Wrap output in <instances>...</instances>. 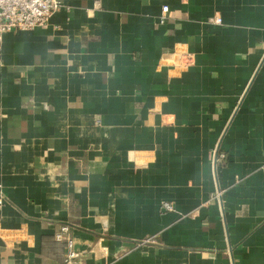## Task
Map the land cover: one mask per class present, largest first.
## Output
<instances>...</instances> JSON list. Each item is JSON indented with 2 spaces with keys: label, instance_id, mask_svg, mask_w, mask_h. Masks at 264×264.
Instances as JSON below:
<instances>
[{
  "label": "crops",
  "instance_id": "0c3cea01",
  "mask_svg": "<svg viewBox=\"0 0 264 264\" xmlns=\"http://www.w3.org/2000/svg\"><path fill=\"white\" fill-rule=\"evenodd\" d=\"M61 225L70 264H264V0H61L3 35L0 264H67Z\"/></svg>",
  "mask_w": 264,
  "mask_h": 264
},
{
  "label": "built area",
  "instance_id": "2783aa9c",
  "mask_svg": "<svg viewBox=\"0 0 264 264\" xmlns=\"http://www.w3.org/2000/svg\"><path fill=\"white\" fill-rule=\"evenodd\" d=\"M61 7V0H0V45L3 35L7 33H20L32 31L37 27H43L51 16ZM167 6H163L161 12H167ZM210 22L219 24L218 17L210 19ZM220 191L215 195H219ZM163 208L173 211L170 204L164 203ZM57 242H64L66 247L65 263L70 264L77 253L73 249V241L69 237V226L61 225L54 233Z\"/></svg>",
  "mask_w": 264,
  "mask_h": 264
}]
</instances>
